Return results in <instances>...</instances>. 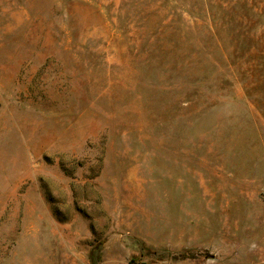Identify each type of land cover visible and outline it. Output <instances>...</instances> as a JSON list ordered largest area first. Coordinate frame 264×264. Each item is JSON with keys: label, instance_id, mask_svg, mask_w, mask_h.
Segmentation results:
<instances>
[{"label": "rangeland", "instance_id": "obj_1", "mask_svg": "<svg viewBox=\"0 0 264 264\" xmlns=\"http://www.w3.org/2000/svg\"><path fill=\"white\" fill-rule=\"evenodd\" d=\"M0 264H264V0H0Z\"/></svg>", "mask_w": 264, "mask_h": 264}]
</instances>
